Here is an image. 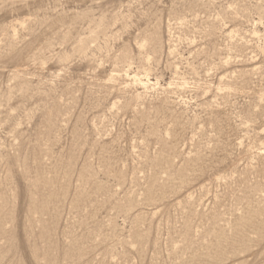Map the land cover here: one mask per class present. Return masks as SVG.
Returning <instances> with one entry per match:
<instances>
[{
	"label": "rangeland",
	"instance_id": "374dc122",
	"mask_svg": "<svg viewBox=\"0 0 264 264\" xmlns=\"http://www.w3.org/2000/svg\"><path fill=\"white\" fill-rule=\"evenodd\" d=\"M0 264H264V0H0Z\"/></svg>",
	"mask_w": 264,
	"mask_h": 264
}]
</instances>
